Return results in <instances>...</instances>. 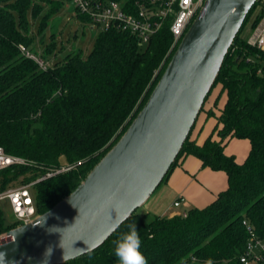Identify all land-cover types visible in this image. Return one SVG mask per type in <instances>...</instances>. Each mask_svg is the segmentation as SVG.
Returning a JSON list of instances; mask_svg holds the SVG:
<instances>
[{
	"label": "trees",
	"instance_id": "16d2710c",
	"mask_svg": "<svg viewBox=\"0 0 264 264\" xmlns=\"http://www.w3.org/2000/svg\"><path fill=\"white\" fill-rule=\"evenodd\" d=\"M43 1L49 8L38 23L41 42L64 4ZM116 1L128 10L136 8L135 0ZM261 2L250 9L211 90L221 85L215 104L226 94L219 113L208 109V115L218 119L217 136L199 144L189 134L164 178L181 156L192 154L203 166L224 170L227 189L207 206L190 208L186 216H152L137 209L101 246L62 264H118L113 242L130 224L137 227L147 264H245L240 257L249 234L243 220L264 236V49L250 45L242 29ZM43 11L35 0H0V146L28 160L0 169V191L16 180L22 185L35 181L31 191L38 214L71 193L118 141L179 44L172 45V16L143 44L129 31L111 26L96 34L87 54L70 49L43 69L19 47L38 53L29 12L37 18ZM75 11L92 28L89 18ZM263 15L264 8L253 27ZM56 35L53 30L52 41L40 53L46 60L56 52ZM232 137L250 140L243 162L225 152V142ZM63 166L69 168L58 172ZM17 225L6 223L0 209V233Z\"/></svg>",
	"mask_w": 264,
	"mask_h": 264
},
{
	"label": "water",
	"instance_id": "95a60500",
	"mask_svg": "<svg viewBox=\"0 0 264 264\" xmlns=\"http://www.w3.org/2000/svg\"><path fill=\"white\" fill-rule=\"evenodd\" d=\"M256 1H204L125 132L71 193L0 238V264H62L91 252L152 196Z\"/></svg>",
	"mask_w": 264,
	"mask_h": 264
},
{
	"label": "built area",
	"instance_id": "2783aa9c",
	"mask_svg": "<svg viewBox=\"0 0 264 264\" xmlns=\"http://www.w3.org/2000/svg\"><path fill=\"white\" fill-rule=\"evenodd\" d=\"M80 13L89 18L92 29H105L115 26L129 31L137 36L140 43H147L151 37L160 30L163 22L172 16L170 25L173 34V46L177 45L185 32L199 13L205 0H135L134 10L124 8L121 2L116 0H67ZM252 46L264 48V15L259 23L253 28L252 33L246 38ZM20 49L25 56L35 60L43 69L48 68L49 61L40 54L29 50L20 44ZM28 160L14 154L7 153L0 146V169L13 164H25ZM63 166L58 172L68 169ZM32 183L15 187H9L0 191V201L8 199L12 208L13 221L18 225L33 222L39 214L36 211ZM183 199L176 200L175 206H179ZM186 216L187 211L179 213ZM248 232V240L245 251L240 259L245 264H264V236L257 234L255 228L243 220ZM6 232L0 233V238Z\"/></svg>",
	"mask_w": 264,
	"mask_h": 264
},
{
	"label": "crops",
	"instance_id": "0c3cea01",
	"mask_svg": "<svg viewBox=\"0 0 264 264\" xmlns=\"http://www.w3.org/2000/svg\"><path fill=\"white\" fill-rule=\"evenodd\" d=\"M35 1L43 5L44 9L46 7L49 8V4L46 1ZM70 5L67 0H64L61 10L56 14L61 15L65 9L70 12V16L77 17L75 9ZM262 8H264V0L258 5L252 18L246 24V30L242 32V37L247 38L252 33L254 28L253 20ZM60 18L62 20V17ZM49 57L47 61H49ZM221 98L225 100V93L221 95ZM215 99L216 96L210 104H207L209 100L207 99L205 108L201 110L191 130L190 139L195 140L199 144H202L210 135L217 136L215 126L218 123V119L214 115H208V109L216 105ZM224 102L222 105L219 102L217 107H222ZM215 112L217 114V110ZM224 148L227 154L234 155L238 162H243L249 154L251 143L248 138L232 137L226 140ZM227 187L228 175L224 170H214L203 166L202 160L195 155H183L179 158L167 178L155 190L154 198L151 200L146 212L160 216H173L180 212L188 211L192 207L202 208L213 202L219 193L226 190ZM179 199H183L181 204L175 206L174 202Z\"/></svg>",
	"mask_w": 264,
	"mask_h": 264
},
{
	"label": "rangeland",
	"instance_id": "374dc122",
	"mask_svg": "<svg viewBox=\"0 0 264 264\" xmlns=\"http://www.w3.org/2000/svg\"><path fill=\"white\" fill-rule=\"evenodd\" d=\"M72 8L74 6L71 4L70 5ZM48 7L44 9V11L37 17L33 18L29 12V20H30V32L32 35L35 37L36 41V51L38 54L42 53L46 47L47 44H49L52 41L51 33L53 30L56 31V41L58 43V49L55 54H52L49 57V62L50 64H53L55 60L59 61L63 59V56L73 49H82L84 54H87L90 52V50L93 47L94 40L96 37V34L101 30L99 28H94L91 29L89 24H85L81 22L77 17L75 16H70V12L67 10H63L61 15H54L53 18L50 21L49 26L46 28L45 36L43 37V42H41L40 35L38 34V23L41 18V16L46 12ZM62 17V20L61 18ZM62 21V22H61ZM61 22V24H60ZM60 24V25H59ZM58 25V27H57ZM246 26V25H245ZM243 27L242 32L246 30V27ZM220 84H217L211 94L208 97V103L210 104L215 96H218V93L220 91ZM225 99H226V94H225ZM224 98H219L218 103L213 106L215 110H217V113H219L221 107H217V105L220 104L222 105ZM206 104V103H205ZM205 108V105H204ZM35 181H32L31 183L33 184ZM22 183H20L19 180H16L11 183L9 187H15V186H20ZM8 187V188H9ZM140 207L138 208V211L141 213H144L147 211V208L151 202V200L154 198L153 195ZM0 209L3 213L4 220L6 223H11L13 221V213H12V208L10 205V202L8 199H4L0 201ZM152 216L154 214L151 213ZM7 232V231H6Z\"/></svg>",
	"mask_w": 264,
	"mask_h": 264
},
{
	"label": "clouds",
	"instance_id": "9594fccd",
	"mask_svg": "<svg viewBox=\"0 0 264 264\" xmlns=\"http://www.w3.org/2000/svg\"><path fill=\"white\" fill-rule=\"evenodd\" d=\"M128 227L129 231L113 242L118 264H147V259L140 250L141 239L136 225L130 224Z\"/></svg>",
	"mask_w": 264,
	"mask_h": 264
},
{
	"label": "snow or ice",
	"instance_id": "6c2138e0",
	"mask_svg": "<svg viewBox=\"0 0 264 264\" xmlns=\"http://www.w3.org/2000/svg\"><path fill=\"white\" fill-rule=\"evenodd\" d=\"M185 2L187 3V0H185Z\"/></svg>",
	"mask_w": 264,
	"mask_h": 264
}]
</instances>
